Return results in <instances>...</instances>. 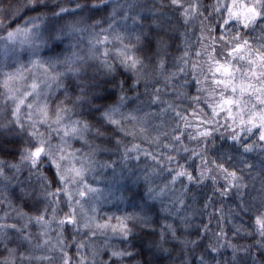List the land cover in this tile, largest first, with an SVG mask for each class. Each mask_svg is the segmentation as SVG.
Masks as SVG:
<instances>
[{
  "label": "snow or ice",
  "instance_id": "snow-or-ice-1",
  "mask_svg": "<svg viewBox=\"0 0 264 264\" xmlns=\"http://www.w3.org/2000/svg\"><path fill=\"white\" fill-rule=\"evenodd\" d=\"M0 264H264V0L0 4Z\"/></svg>",
  "mask_w": 264,
  "mask_h": 264
},
{
  "label": "trees",
  "instance_id": "trees-1",
  "mask_svg": "<svg viewBox=\"0 0 264 264\" xmlns=\"http://www.w3.org/2000/svg\"><path fill=\"white\" fill-rule=\"evenodd\" d=\"M12 2H15V0H0V4L2 5H8L9 3H12ZM30 13H21L19 17H17V19L15 21H10V23L12 24V26L14 27L15 24L17 22H20L22 23V20H23V17L25 15H28ZM77 147H79V145H76ZM101 159V161H104V160H114L116 161V164L117 166H119L121 164V161L119 159V154H110V153H105L103 154L101 157H99ZM144 158L142 157L141 158V161L138 162V161H135V160H131V161H128V167L130 168H136V166L138 164H140V166H142V162H143ZM138 170V169H137ZM111 169H108V171L106 172V175H110L111 174ZM23 179V177H21ZM163 178H161V180H157L156 183H161ZM101 187H103V183L100 185ZM143 181L140 182V190H143ZM210 192V190H209ZM117 195H119V192H117ZM131 198V197H130ZM224 205H225V208L227 209V207L229 205H232L234 207V204H233V201L231 199H226L223 201ZM161 205H159V203L157 202V208H159ZM217 206H219V202L217 204ZM103 208V212H107L109 214H111L112 212H116L117 211V207L115 206V202L113 203H106L102 206ZM119 208L120 209H124L125 208V205L124 204H120L119 205ZM208 211H212V209H208ZM117 214H119L117 212ZM204 220L205 222L207 221V216H195L193 217V223L194 225H199L200 221L201 220ZM241 222H247V217L244 216L242 220H238V221H233V223H241ZM213 227L216 226L215 224V221H213ZM224 226H225V230L228 231L231 227H232V223H229L227 220L224 221ZM234 239V238H233ZM244 242H248V243H251V240L249 239L248 241H241V243H244ZM231 256V250L230 249H226V250H223V257L224 258H230Z\"/></svg>",
  "mask_w": 264,
  "mask_h": 264
}]
</instances>
